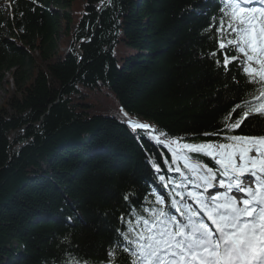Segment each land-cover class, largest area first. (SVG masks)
<instances>
[{
  "label": "trees",
  "instance_id": "obj_1",
  "mask_svg": "<svg viewBox=\"0 0 264 264\" xmlns=\"http://www.w3.org/2000/svg\"><path fill=\"white\" fill-rule=\"evenodd\" d=\"M73 1L0 0V92L15 89L0 106V264H100L121 217L166 195L171 153L121 109L179 137L251 99L204 31L219 0H82L79 16Z\"/></svg>",
  "mask_w": 264,
  "mask_h": 264
},
{
  "label": "snow or ice",
  "instance_id": "obj_2",
  "mask_svg": "<svg viewBox=\"0 0 264 264\" xmlns=\"http://www.w3.org/2000/svg\"><path fill=\"white\" fill-rule=\"evenodd\" d=\"M219 4L204 31L223 56L215 60L217 68L243 75L253 85L251 99L236 104L219 130L179 137L162 130L156 135L152 125L121 109V122L134 134L148 132L169 150L179 178L168 177L166 195L153 190L154 200L145 196L150 206L133 210L132 220L121 217L124 228L100 264H123L121 254L127 264H264V0ZM132 195L125 193V201Z\"/></svg>",
  "mask_w": 264,
  "mask_h": 264
},
{
  "label": "rangeland",
  "instance_id": "obj_3",
  "mask_svg": "<svg viewBox=\"0 0 264 264\" xmlns=\"http://www.w3.org/2000/svg\"><path fill=\"white\" fill-rule=\"evenodd\" d=\"M79 1H82V0H74L73 1V5H74V8H75L74 10L76 11L75 16L81 15V11H80L81 10V3ZM70 45H71L70 40L68 38L64 37L63 34H61L60 40H59V46H58V52H60V55H63V53H66V51L69 49ZM5 80H6V82L7 81H11L10 76L7 75ZM14 90H15L14 88H11V89H9L8 93L12 95ZM8 93L6 92L5 86H3V89L0 92V106H2L4 101H6L11 96ZM115 108L116 107H114V109Z\"/></svg>",
  "mask_w": 264,
  "mask_h": 264
},
{
  "label": "water",
  "instance_id": "obj_4",
  "mask_svg": "<svg viewBox=\"0 0 264 264\" xmlns=\"http://www.w3.org/2000/svg\"><path fill=\"white\" fill-rule=\"evenodd\" d=\"M81 44H83V43H81ZM81 44H78L77 49L79 48V46H80Z\"/></svg>",
  "mask_w": 264,
  "mask_h": 264
}]
</instances>
